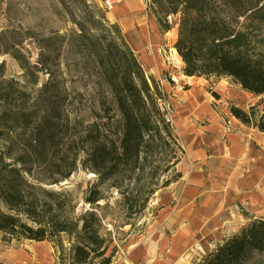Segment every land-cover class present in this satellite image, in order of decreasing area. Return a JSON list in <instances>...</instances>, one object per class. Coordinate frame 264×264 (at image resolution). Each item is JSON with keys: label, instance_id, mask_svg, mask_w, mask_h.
Wrapping results in <instances>:
<instances>
[{"label": "trees", "instance_id": "1", "mask_svg": "<svg viewBox=\"0 0 264 264\" xmlns=\"http://www.w3.org/2000/svg\"><path fill=\"white\" fill-rule=\"evenodd\" d=\"M147 9L162 35L172 29L169 18L178 19L173 48L185 77L228 79L253 97L264 96V0H147ZM75 25L83 41L78 53L92 61L102 88L98 120L85 128L82 166L97 176L83 200L89 208L76 213L66 208L65 193L48 188L59 182L52 178L53 114L59 113L52 82L32 94L26 84L5 78L0 62L1 241L48 242L56 264H112L117 246L103 227V186L112 183L126 217L139 216L156 192L181 180L176 166L185 151L160 104L167 98L164 89L146 75L119 26L94 10ZM87 29L100 32L103 41ZM3 34L0 56L8 53ZM38 47V72L44 73L49 56L43 44ZM227 110L264 134V98L247 111L235 105ZM198 264H264V217L216 243Z\"/></svg>", "mask_w": 264, "mask_h": 264}, {"label": "rangeland", "instance_id": "2", "mask_svg": "<svg viewBox=\"0 0 264 264\" xmlns=\"http://www.w3.org/2000/svg\"><path fill=\"white\" fill-rule=\"evenodd\" d=\"M83 1L85 3L82 0H0V31L4 33L3 50L8 52L0 56V62L5 66V78L26 84V89L32 94H36L47 80L55 87L52 96L59 113L53 114L57 129L51 160L52 178L59 182L48 188L65 193L66 208H75L76 213L89 208L83 200L89 187L97 180L95 174L82 166V160L83 151L87 148L85 128L98 120L102 88L97 85V70L92 61L78 53L83 41L77 37L79 31L75 22L85 17L87 10L99 11L105 17L109 10L97 0ZM169 22L172 29L168 34L143 52L134 54L146 75L155 78L167 95L160 104L171 114L185 150V156L176 166L182 179L156 192L146 209L139 216L132 217L125 216L121 196L109 187L112 183L103 186L105 200L99 203V208H102L100 214L105 218L103 227L110 231L117 246L112 264H198L204 253L222 240L210 239L209 230L213 225L210 229H201L192 224L190 208H175L185 184L182 182L190 176L214 175L215 170L204 162H214L218 156L225 155V152L216 154L212 144L209 146L202 141V132H206L203 127L210 123L212 130L217 131L213 133L210 129L209 135L214 137L223 129L222 126L229 127V105L247 111L249 106L264 98L253 97L239 88L229 97L219 96L216 100L212 94L219 80L185 77L181 73L183 64L172 55L178 19L170 17ZM86 34L103 41L100 32L87 29ZM39 44L45 46L44 52L49 56L44 73L38 72ZM11 54H16L19 61ZM220 81L231 83L228 79ZM190 86L201 89L210 103L207 104L197 91L183 94ZM190 95L196 96L197 102L183 113L180 98L189 100ZM39 109H43L42 104ZM211 118L215 119L210 121ZM199 149L206 150L205 157H198L195 152ZM65 175L69 177L63 179ZM0 264H56V254L48 242L4 243L0 234Z\"/></svg>", "mask_w": 264, "mask_h": 264}, {"label": "crops", "instance_id": "3", "mask_svg": "<svg viewBox=\"0 0 264 264\" xmlns=\"http://www.w3.org/2000/svg\"><path fill=\"white\" fill-rule=\"evenodd\" d=\"M97 2L101 5L112 2L106 17L111 23L119 26L133 53L143 52L161 36L169 33L160 34L152 13L147 9V0ZM236 89H239V86L220 80L214 87L215 94L221 98L229 97ZM195 91L200 93L207 104L210 103L205 93L197 87L190 86L183 94ZM180 99L183 102V113L191 108V104L197 102V97L193 95H190L189 100L184 97ZM227 117L229 127L222 126L223 129L214 137L209 135L210 129H213L210 123L203 127L206 132H202V141L209 146L212 144L216 154L225 152L224 156H218L214 162H204L216 173L201 175L199 178L190 176L182 182L185 184L175 206L190 208L191 223L199 228L210 229L213 225L209 230L210 239L213 241L229 237L249 222L264 217V134L242 125L229 114ZM213 119L215 118L210 121ZM205 151L199 149L195 153L202 158V155L206 156Z\"/></svg>", "mask_w": 264, "mask_h": 264}, {"label": "bare ground", "instance_id": "4", "mask_svg": "<svg viewBox=\"0 0 264 264\" xmlns=\"http://www.w3.org/2000/svg\"><path fill=\"white\" fill-rule=\"evenodd\" d=\"M172 55H173L174 58H176L177 60H179L181 62V60H180V58H179V56H178V54L176 53L175 50H173Z\"/></svg>", "mask_w": 264, "mask_h": 264}, {"label": "built area", "instance_id": "5", "mask_svg": "<svg viewBox=\"0 0 264 264\" xmlns=\"http://www.w3.org/2000/svg\"><path fill=\"white\" fill-rule=\"evenodd\" d=\"M104 4H105V6H106L107 8H110V5L112 4V2H105Z\"/></svg>", "mask_w": 264, "mask_h": 264}]
</instances>
